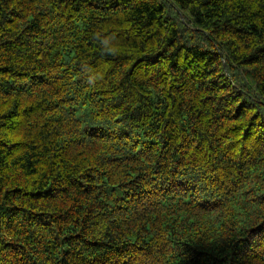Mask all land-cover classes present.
<instances>
[{
	"label": "trees",
	"instance_id": "16d2710c",
	"mask_svg": "<svg viewBox=\"0 0 264 264\" xmlns=\"http://www.w3.org/2000/svg\"><path fill=\"white\" fill-rule=\"evenodd\" d=\"M0 264H264V0H0Z\"/></svg>",
	"mask_w": 264,
	"mask_h": 264
}]
</instances>
